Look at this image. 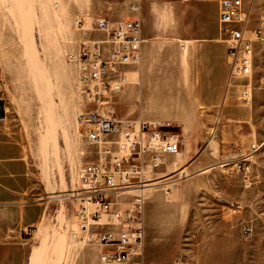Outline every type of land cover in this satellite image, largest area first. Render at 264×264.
I'll use <instances>...</instances> for the list:
<instances>
[{"label":"rangeland","instance_id":"obj_1","mask_svg":"<svg viewBox=\"0 0 264 264\" xmlns=\"http://www.w3.org/2000/svg\"><path fill=\"white\" fill-rule=\"evenodd\" d=\"M133 15L148 37L140 64L122 91L89 100L67 53L105 37L96 17ZM218 37L217 8L209 1L0 0V98L7 110L0 121V188L18 196L35 221L32 231L24 223L0 241V264H102L95 245L69 235L79 206L72 196L76 170L103 151L82 131L78 115L86 110L171 122L179 134L177 151L157 169L161 182L145 191L143 264H264V45L256 46L253 101L245 105L230 78L228 42ZM205 42L225 50L214 45L210 52ZM221 61H227L223 89L209 103L197 86L210 82L207 71ZM152 101L170 107L156 114L147 105ZM47 127L52 144L45 159ZM244 155L251 160L250 187L237 168ZM12 241L24 247L23 263Z\"/></svg>","mask_w":264,"mask_h":264},{"label":"built area","instance_id":"obj_2","mask_svg":"<svg viewBox=\"0 0 264 264\" xmlns=\"http://www.w3.org/2000/svg\"><path fill=\"white\" fill-rule=\"evenodd\" d=\"M218 6L221 38L228 42L230 78L240 85L239 99L253 101L256 46L264 45V0H203ZM134 9H140L136 3ZM83 25L82 19H77ZM95 29L104 38L90 39L67 53L78 68L81 82L88 86L91 101L97 95L122 91L128 73L143 56V21L138 15L110 20L95 18ZM264 78V77H263ZM5 105L0 98V121ZM85 138L101 145L99 156L80 164L76 170L78 188L73 199L76 228L69 231L74 242L95 245L100 263L143 264L145 254V187L156 177L168 154L177 151L180 138L171 124L140 118L107 117L98 110L78 115ZM256 148V145H253ZM249 155L242 156L237 168L246 187L253 185ZM55 223H59L57 216ZM63 227L66 228L65 225ZM35 229V224L24 228ZM244 232H251L250 226Z\"/></svg>","mask_w":264,"mask_h":264},{"label":"crops","instance_id":"obj_3","mask_svg":"<svg viewBox=\"0 0 264 264\" xmlns=\"http://www.w3.org/2000/svg\"><path fill=\"white\" fill-rule=\"evenodd\" d=\"M216 5L217 8V30L218 34L220 37L216 38L215 40H220L221 35L219 32V26H218V6L215 2H213ZM143 37L145 40L148 39V37H145L144 32H143ZM214 39V37H213ZM212 39V40H213ZM216 45L217 47H222L223 50H225L224 45L221 43H215V42H205L204 43V48L207 49L211 52V49L209 48L210 46ZM144 48V44H143ZM227 49V46H226ZM220 64L223 66V68H220ZM218 72L220 76L214 77V73ZM215 72L212 71H207L206 76L208 77L207 79H210V82H207L206 84H202L197 86V92L198 93H206L208 96V102L213 103L217 96L221 93L223 89V82H224V76L227 72V61L225 62H218L217 63V69ZM230 73V70H229ZM141 82V80H140ZM168 91V90H167ZM173 94V92H171ZM147 105L150 107L152 106L153 109H155V113L158 114L159 112L165 111L169 105H166L163 109L160 107L155 101L152 102H147ZM19 198L16 196L14 193L11 191L5 189V188H0V241L6 242L4 238H6L10 232L14 229H18L21 227L24 223L26 226L34 224V222H29L31 219L26 218V210L27 208H23L21 204L18 202ZM11 242V241H7ZM18 241H12V243L16 246L19 254H20V260L22 263L24 262L23 260L25 259V249L23 246L17 243Z\"/></svg>","mask_w":264,"mask_h":264},{"label":"bare ground","instance_id":"obj_4","mask_svg":"<svg viewBox=\"0 0 264 264\" xmlns=\"http://www.w3.org/2000/svg\"><path fill=\"white\" fill-rule=\"evenodd\" d=\"M138 81H140V80H138ZM230 85L231 86H235V84L233 83V82H230ZM7 110H6V107H5V114L3 115V118H2V120L3 121H5L6 120V118H7V112H6ZM62 118V117H61ZM62 121L65 123V119L64 118H62ZM150 121H153V122H159V123H168V124H171V122H165V121H158V120H150ZM52 143H51V133H50V129H49V127H47V129H46V133H45V135L43 136V138H42V151H43V153H44V158L46 159V154H47V152H48V147L51 145ZM44 159V160H45ZM161 181L160 180H158V178L157 177H154L148 184H147V187H145V190H144V192L147 190V189H151V188H153L155 185H157V184H159ZM50 191V190H49ZM55 191V190H54ZM53 190H52V192H54ZM51 192V193H52ZM73 194V193H72ZM51 195V194H50ZM49 195V196H50ZM58 195V194H57ZM52 197L53 196H56V195H54L53 193H52V195H51ZM59 196V195H58ZM79 243V242H78ZM81 245H83V246H85L84 244H81ZM43 252V251H42ZM41 252V253H42ZM37 254V253H36ZM33 255H35L34 253H33ZM30 258L32 259V255L30 256ZM35 258H36V256H35ZM34 258V259H35ZM38 258H39V256H38ZM42 260V259H41ZM31 261L32 260H30V264H32L31 263ZM41 262V261H40ZM34 263H36L35 261H34ZM102 264H115V263H102Z\"/></svg>","mask_w":264,"mask_h":264}]
</instances>
